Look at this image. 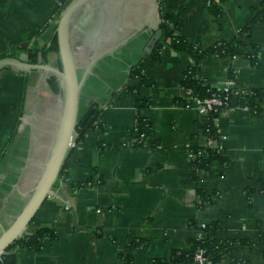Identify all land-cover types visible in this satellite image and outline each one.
I'll return each instance as SVG.
<instances>
[{
	"label": "crops",
	"instance_id": "obj_1",
	"mask_svg": "<svg viewBox=\"0 0 264 264\" xmlns=\"http://www.w3.org/2000/svg\"><path fill=\"white\" fill-rule=\"evenodd\" d=\"M69 1L0 0V55L28 58L30 48L47 49ZM263 1L224 0L221 16L212 14L207 0H90L76 13L71 42L79 76L102 55L82 87L79 119L96 107L103 129H77L64 162L67 177L60 176L58 190L28 227L31 234L54 226L58 237L39 250L15 248L11 264H123L133 238L147 240L134 249V264H150L190 246L202 224L216 221L223 222L219 238H255L264 228V98L258 116L243 95L238 106L220 112L215 148L228 160L202 170L192 162L191 147L208 141L202 116L182 84L193 57L166 45L159 61L147 60L145 48L163 13L180 11L179 33L208 48L233 40ZM247 42L260 46L258 66L243 54H211L201 63L202 75L220 88L234 65L238 71L230 79L236 88L264 91V18L252 26ZM145 59V73L155 85L142 89L140 97L149 104L138 108L137 96L125 87L131 68ZM47 62L57 65V52L49 51ZM60 86L51 73L0 70V234L43 172L61 116ZM139 113L153 123L155 149L123 146L131 141ZM90 179L91 185H77ZM199 190L211 195L210 201L201 199ZM235 257L264 264V257L245 248ZM223 264H232L230 258Z\"/></svg>",
	"mask_w": 264,
	"mask_h": 264
},
{
	"label": "trees",
	"instance_id": "obj_2",
	"mask_svg": "<svg viewBox=\"0 0 264 264\" xmlns=\"http://www.w3.org/2000/svg\"><path fill=\"white\" fill-rule=\"evenodd\" d=\"M71 1V0H70ZM69 1V2H70ZM209 10L212 14L221 16L224 11L223 2L224 0H207ZM66 7V6H65ZM64 7V8H65ZM180 11L174 13H163L161 15L160 24L155 30L162 29L161 40L158 41L153 48L147 60L159 61L161 59L162 48L166 45L171 46L178 52H185L193 57V65L187 69L184 73L182 81L183 87L185 88L186 98L187 97H200L206 98L215 95H220L222 98L225 97L226 93L222 88L213 86L208 79H206L201 72L202 61L211 54H215L220 57L238 56L243 54L251 60L255 65H259V44L255 42H247L251 38L252 26L255 23L263 20L264 18V1L257 7L255 16L249 24L239 29L237 36L233 40H221L208 48H204L200 40H191L179 33L180 28ZM48 49V50H47ZM45 49L30 48L28 50V61L47 62V55L49 51H58L57 34L55 33L49 44V47ZM9 55H0V58ZM10 56L15 57L14 54ZM147 60L140 62L136 66H133L130 71V79L125 89L132 94L137 96L136 106L141 108L149 104V100L144 97H140L142 89L146 87H152L155 85V79L148 77L145 73V65ZM237 68L233 65L229 70L230 78L237 74ZM52 85L57 88L58 84L51 79ZM26 81L24 82V88H26ZM240 88H233L228 95V100L224 106L218 110L208 112L202 116L200 120V127L202 132L208 139H217L219 135L217 118L220 112L226 107L231 106L233 97L239 96L236 92ZM245 104L253 114L258 116L262 111V100L264 98V91L259 89L247 88L244 94ZM98 108H90L87 114L77 125V129H85L87 122L93 118V122L90 126L96 127L102 130V124L97 123ZM131 141L129 143L124 142L123 146L130 147H150L155 149L159 144L155 138V130L153 123L138 114L136 125L132 131ZM192 162L198 168L208 171L213 162H227V157L221 154L217 148L210 145L199 146L194 145L191 147ZM61 177H67L65 172V166L60 174ZM94 179H90L87 182H78L77 185H91ZM59 185V184H58ZM260 191L264 192V181L261 182ZM201 199L210 201L211 195L203 190H199ZM223 222L216 221L207 224L202 229L201 237H197L193 240L192 244L188 247H182L175 249L170 257L156 258L151 261L150 264H197L196 253L198 250H204L207 259L211 260L213 264H223L229 257L232 264H250V262H241L235 257V252L241 248L255 251L257 254L264 257V228L259 227L254 239H238V240H227L219 238L217 236L218 230L222 228ZM58 237V231L54 226H44L37 229L34 233L24 234L20 236L13 245L9 248V253L3 255V262L0 264H11L16 262L15 248H30L39 250L47 243L55 240ZM147 240L141 238H133L130 245L127 248V252L123 254V264H134L133 251L134 249L144 245ZM13 260V261H12Z\"/></svg>",
	"mask_w": 264,
	"mask_h": 264
},
{
	"label": "water",
	"instance_id": "obj_3",
	"mask_svg": "<svg viewBox=\"0 0 264 264\" xmlns=\"http://www.w3.org/2000/svg\"><path fill=\"white\" fill-rule=\"evenodd\" d=\"M89 1L90 0H73L60 15L56 27L58 41L57 54L60 58V62L57 65H53L49 62H30L28 61L27 55L24 53L18 54L15 57L6 56L0 58V70L9 67L24 72L40 71L42 73H51L60 81L63 90L61 116L53 145L50 148L49 157L44 165L39 180L31 191L29 199L20 212L14 217L11 224L0 234V255L8 254L9 248L20 236L29 234L28 227L35 219L48 196L55 194L58 190L60 174L63 170L67 154L72 143H74L77 125L80 122L79 102L82 95V87L94 62L102 56L101 55L91 62L86 67L84 74L79 76L78 65L71 42V31L76 13ZM161 37L162 29H158L150 40L149 45L145 48L147 54L152 52L156 43L161 40ZM23 48L26 49L25 46H23ZM231 104L234 107L238 106L239 96L233 97ZM92 122L93 118L87 122L85 129L89 128ZM59 192L66 198L62 189H60ZM67 204L71 207L69 201ZM72 211L75 216L74 221L76 222L77 214L73 208Z\"/></svg>",
	"mask_w": 264,
	"mask_h": 264
},
{
	"label": "built area",
	"instance_id": "obj_4",
	"mask_svg": "<svg viewBox=\"0 0 264 264\" xmlns=\"http://www.w3.org/2000/svg\"><path fill=\"white\" fill-rule=\"evenodd\" d=\"M234 58H237L235 55ZM224 90L226 93L225 97L222 98L220 95H213L210 97L206 98H200V97H192L194 100L201 116L206 115L208 112L213 111V110H218L220 107L224 106V104L228 100V95L231 92L233 88H236L234 86V83L232 79L226 80V82L220 87ZM246 88H240L236 93L238 95H243L246 93ZM74 143H72L73 145ZM208 145L214 146L216 145V140L215 139H208ZM207 224H202L203 229L206 227ZM202 235V233H201ZM201 235L199 237H201ZM196 260L197 264H213V262L209 259L206 258L204 250L200 249L196 253ZM0 262H3V255H0Z\"/></svg>",
	"mask_w": 264,
	"mask_h": 264
},
{
	"label": "flooded vegetation",
	"instance_id": "obj_5",
	"mask_svg": "<svg viewBox=\"0 0 264 264\" xmlns=\"http://www.w3.org/2000/svg\"><path fill=\"white\" fill-rule=\"evenodd\" d=\"M50 82H51V81H50ZM51 84H52V83H51ZM52 86H53V85H52ZM53 87H54V86H53ZM54 88H55V87H54ZM60 90H62V89H61V86H60Z\"/></svg>",
	"mask_w": 264,
	"mask_h": 264
}]
</instances>
